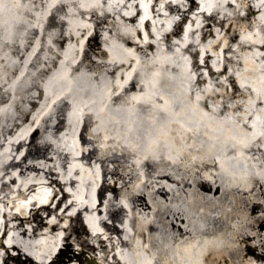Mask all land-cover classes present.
Here are the masks:
<instances>
[{
	"label": "bare ground",
	"instance_id": "obj_1",
	"mask_svg": "<svg viewBox=\"0 0 264 264\" xmlns=\"http://www.w3.org/2000/svg\"><path fill=\"white\" fill-rule=\"evenodd\" d=\"M179 1L0 0L3 263L44 264L84 215L103 264H264V67L214 92L264 48V1ZM161 4L193 13L184 40Z\"/></svg>",
	"mask_w": 264,
	"mask_h": 264
},
{
	"label": "rangeland",
	"instance_id": "obj_2",
	"mask_svg": "<svg viewBox=\"0 0 264 264\" xmlns=\"http://www.w3.org/2000/svg\"><path fill=\"white\" fill-rule=\"evenodd\" d=\"M218 1V0H216ZM233 3H235V5H237V1L236 0H230ZM264 0H248L249 4L253 5V6H257L260 2H263ZM227 12L229 14H234L235 12L239 13L240 15H244L245 14V10L240 9V7L237 5L235 8H231L229 10H227ZM257 15V16H256ZM259 17L260 14H252L250 17ZM210 23H212V20H209ZM210 27H208V29L210 30ZM163 32V30H161V33ZM210 40V39H209ZM208 40V41H209ZM100 42V40H99ZM262 42L264 43V35H263V39ZM161 47H163V45H161ZM247 54L248 58L243 59V55ZM264 56V48L262 50H257V51H253V52H247V53H241L240 57H237V60L234 62H226V67H227V75L223 74L220 77V80L223 82V87L221 88H216L214 90V92L216 93H224L226 95L229 94H235V95H245L248 96L250 94H255L253 93L249 88V86L251 85V82H247L249 80L253 81L254 80V75L256 72H258L260 69H262L264 67V60H259L256 59L259 56ZM221 58V56H220ZM216 62L213 60V63ZM249 63V65H248ZM219 64V63H218ZM220 65V64H219ZM254 66L257 67V70H255ZM228 74H232L233 78L231 79H227ZM242 75L244 77L243 82H239V80L237 79V76ZM235 76V77H234ZM254 82V81H253ZM256 82V81H255ZM250 83V85H249ZM254 84V83H253ZM232 103H228V106H231ZM219 107V106H218ZM31 150V149H30ZM30 150L28 148H25L24 150H22L24 152V154L27 153L26 157L28 158H32V153L30 152ZM118 222L117 219H114V223ZM64 225H70L68 228H66V232L67 230L70 232V234L66 235V232H60V236H64L65 240H60L58 242V246L57 248L54 250V257L52 258V262L50 264H64V261L62 260H67V263L69 264H101V261L99 260V256H97L96 253H94L93 251L90 250H84L83 252H81V248L79 245H77L76 242V237L78 236L79 238L83 237V239L85 240V238L87 237V232L88 230L86 229V227L84 228V230H82V228L78 227V225L76 224V222L74 220H69L68 219L63 222L62 224ZM3 255V252H0ZM66 255L69 256V258H66ZM25 260V257L21 254H18L17 251L14 250H10L5 257V263H3L2 259H0V264H17L18 262H22ZM89 261V262H87Z\"/></svg>",
	"mask_w": 264,
	"mask_h": 264
}]
</instances>
